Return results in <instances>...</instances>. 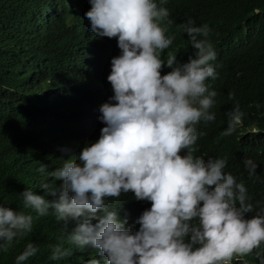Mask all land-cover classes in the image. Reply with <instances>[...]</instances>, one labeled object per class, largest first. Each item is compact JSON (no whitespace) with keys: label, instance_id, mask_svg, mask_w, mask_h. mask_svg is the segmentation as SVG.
<instances>
[{"label":"clouds","instance_id":"clouds-1","mask_svg":"<svg viewBox=\"0 0 264 264\" xmlns=\"http://www.w3.org/2000/svg\"><path fill=\"white\" fill-rule=\"evenodd\" d=\"M181 1L19 7L39 20L37 39L0 66V166L24 184L34 216L0 202V251L36 229L54 233L47 255L67 264H264V207L254 210L226 157L195 155L196 125L216 119L211 62L246 41L212 44L210 27L189 18L180 27L193 52L180 60L190 51L172 34ZM57 57L64 66L48 64ZM226 115L233 144L258 131L242 127L238 106ZM259 163L246 150L249 177L264 178ZM38 252L29 242L15 264Z\"/></svg>","mask_w":264,"mask_h":264},{"label":"trees","instance_id":"trees-1","mask_svg":"<svg viewBox=\"0 0 264 264\" xmlns=\"http://www.w3.org/2000/svg\"><path fill=\"white\" fill-rule=\"evenodd\" d=\"M36 1L0 0L1 68L6 69L11 64L22 42L37 39L35 26L39 20H35L32 13L22 15L19 12L20 6ZM40 5L43 9L46 0H40ZM179 11L174 15L177 24L173 25L172 34L180 39L179 44L185 49L181 55L190 50L180 58L182 61H186L193 52L187 34L180 27L189 18H194L198 25L207 24L210 27L208 39L212 44L237 35L246 41L223 55L217 54L220 60L217 62L216 58L211 62L218 73L216 79L211 78L213 83L210 86V89L217 92L216 103L211 109L216 119L207 123L201 121L196 125L197 130L204 135L197 141L198 151L195 155L226 157L228 163L225 171L240 176L248 183V190L257 202L254 210H259L264 207V178L260 172L259 180L249 177L244 159L246 150L253 147L260 157L259 167L264 164V144L261 141L264 138V0H182ZM120 53L121 49H116L110 54L114 57ZM48 64L64 66V57H57ZM237 106L243 113L242 127L251 124L258 126V131L248 134L242 144L232 143L235 139L233 134H238L239 128L231 135H224L228 127L226 113ZM13 172L10 168L0 166V202L7 201L11 207L31 212L34 216L31 209L23 208L19 193L23 191L24 184ZM32 188L35 189V185ZM133 201L141 210L151 207L148 200H137L134 196ZM53 234L46 231L38 233L35 229L32 233L14 239L7 251H0V264H15L16 256L29 242H35L39 252L25 264H67L63 260H50L47 255L50 246L54 244L51 238Z\"/></svg>","mask_w":264,"mask_h":264}]
</instances>
